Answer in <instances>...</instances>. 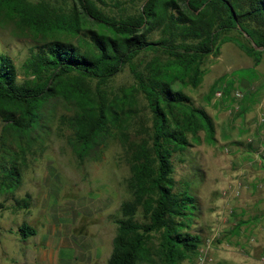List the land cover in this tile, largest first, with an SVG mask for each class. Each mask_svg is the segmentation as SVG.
I'll return each instance as SVG.
<instances>
[{
	"label": "rangeland",
	"instance_id": "obj_1",
	"mask_svg": "<svg viewBox=\"0 0 264 264\" xmlns=\"http://www.w3.org/2000/svg\"><path fill=\"white\" fill-rule=\"evenodd\" d=\"M29 1L44 4L55 15L56 27L38 33L6 11L0 12V53L12 57L20 81L24 63L37 43L59 39L77 44L89 30L107 33L79 0ZM144 1L89 0V4L95 11L121 19L138 13ZM74 24L77 32L73 31ZM230 35L246 42L237 31ZM158 36L155 32L154 37ZM261 50V61L255 65L236 43L227 41L202 60L196 85L190 76L184 86L175 75L172 78V88L183 90L195 106L203 107L214 125L213 140L199 130L197 138L188 135L191 145L187 151L173 156L177 187L188 184L199 202L200 214L192 231L204 239L199 255L205 254L206 264H264V218L262 221L259 215L264 210V167L250 164L253 152L249 141L257 131L259 114H264V48ZM155 58L154 53L143 55L141 67L152 70ZM164 66L162 60L157 67L164 72ZM104 91L121 100L128 97V105H122L123 112L116 107L121 122L111 127L98 151L83 159L70 143L73 130L68 119L75 106L64 98L45 104L42 127L34 130L30 145L26 138L4 134L0 118V146L5 144L20 152L18 143H23L21 158L26 157L20 186L12 195L0 196L4 206L0 209V264H82L87 259L92 260L89 264H107L121 204L131 197L126 145L149 136L151 113L128 67L112 78ZM218 91L222 97L217 96ZM237 91L243 93L241 99L235 98ZM129 113L130 122L125 117ZM119 127L125 131L121 133ZM238 179L243 182L241 196L224 197L226 186ZM21 200H27L26 207ZM239 220L244 227L237 229ZM24 224L36 234L23 235L19 228ZM60 243L74 246L77 252ZM197 259L183 264H195Z\"/></svg>",
	"mask_w": 264,
	"mask_h": 264
},
{
	"label": "trees",
	"instance_id": "obj_2",
	"mask_svg": "<svg viewBox=\"0 0 264 264\" xmlns=\"http://www.w3.org/2000/svg\"><path fill=\"white\" fill-rule=\"evenodd\" d=\"M79 2L107 33L89 30L77 44L59 39L37 43L24 63L22 81L12 57L0 53L4 134L26 138L30 145L34 130L42 127L45 104L61 97L75 106L68 122L77 156L83 159L98 151L111 127L122 120L116 107L123 112L128 105V97L110 96L104 87L128 67L151 113V125L147 138L126 145L131 197L121 204L107 264L192 261L204 243L202 235L192 231L200 206L188 184L177 187L173 156L187 151L189 134L197 138V132L204 130L209 141L213 140L214 125L203 107L195 106L183 90L172 88V78L175 75L184 86L190 76L196 85L202 60L227 41L236 43L258 65L264 48V0H145L138 13L121 19L93 10L89 0ZM3 10L38 33L56 27L55 15L42 3L0 0ZM77 27L72 25L74 32ZM233 31L246 42L231 36ZM148 53L156 54L152 70L141 67V57ZM162 60L164 72L157 67ZM125 117L130 122L131 113ZM1 141L6 143L4 137ZM0 148V196L12 195L22 182L25 147L18 143L20 152L5 144ZM22 202L26 207L27 200ZM242 223L239 220L236 228ZM19 230L25 236L36 234L26 224Z\"/></svg>",
	"mask_w": 264,
	"mask_h": 264
},
{
	"label": "built area",
	"instance_id": "obj_3",
	"mask_svg": "<svg viewBox=\"0 0 264 264\" xmlns=\"http://www.w3.org/2000/svg\"><path fill=\"white\" fill-rule=\"evenodd\" d=\"M218 97H222V92L218 91L217 93ZM236 99H241L243 97V93L241 91H237L234 94ZM235 108L237 106L235 105ZM264 123V114L260 113L259 114V122L257 125V131L253 138H251L250 144L252 146V157L250 160V164H254L255 166H260L264 167V128H261L262 124ZM242 187H243V182L241 180H235L232 184H229L226 186V188L223 190V196L226 198H235L239 197L242 194ZM206 256L205 254H200L198 256L197 261L195 264H206ZM264 262V258H263Z\"/></svg>",
	"mask_w": 264,
	"mask_h": 264
},
{
	"label": "crops",
	"instance_id": "obj_4",
	"mask_svg": "<svg viewBox=\"0 0 264 264\" xmlns=\"http://www.w3.org/2000/svg\"><path fill=\"white\" fill-rule=\"evenodd\" d=\"M259 215H260V219L262 220V219L264 218V210H262V212L259 213ZM262 221H263V220H262ZM260 223H261V222H260ZM243 225H244V224L242 223L241 228L244 227ZM262 226H264V224H263ZM60 242H62V241L60 240ZM60 244H61V243H60ZM61 246H62V247H67V248H74V249L76 250V252H77V249H76L74 246H71V245H62V244H61ZM76 252H75V256H76V258H77V254H76ZM46 256H47V254H46ZM43 257L45 258V255H43ZM82 259H84V257H83ZM77 260H79V259H77ZM79 261H80V260H79ZM91 261H92L91 259H87L86 262H82V261H80V262H82V264H89Z\"/></svg>",
	"mask_w": 264,
	"mask_h": 264
}]
</instances>
